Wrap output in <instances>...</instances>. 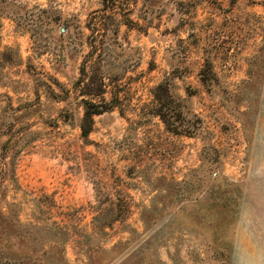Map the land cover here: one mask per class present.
I'll return each mask as SVG.
<instances>
[{"label": "rangeland", "instance_id": "1", "mask_svg": "<svg viewBox=\"0 0 264 264\" xmlns=\"http://www.w3.org/2000/svg\"><path fill=\"white\" fill-rule=\"evenodd\" d=\"M116 5L0 0V264H230L241 209L264 235V0Z\"/></svg>", "mask_w": 264, "mask_h": 264}, {"label": "clouds", "instance_id": "2", "mask_svg": "<svg viewBox=\"0 0 264 264\" xmlns=\"http://www.w3.org/2000/svg\"><path fill=\"white\" fill-rule=\"evenodd\" d=\"M230 246V264H264V235L257 222L243 209L226 237Z\"/></svg>", "mask_w": 264, "mask_h": 264}, {"label": "trees", "instance_id": "3", "mask_svg": "<svg viewBox=\"0 0 264 264\" xmlns=\"http://www.w3.org/2000/svg\"><path fill=\"white\" fill-rule=\"evenodd\" d=\"M117 1L118 0H101V4L103 6L102 13L103 14L106 13L109 15H113L114 13H116ZM95 28L96 27H92V30L90 29V31L93 33V31L97 30ZM96 51H97L96 47H92L89 56L91 57L93 54L96 53ZM84 71H85V65L82 66L83 74ZM80 83L81 81L77 83L76 87L80 88L83 82L81 84ZM83 89L85 90L83 91L79 90L80 93H83L82 94L83 96L85 95L90 97L102 98V96L105 93L103 79H99L98 86L95 85L93 82H91V80H89L87 85H83ZM83 102L86 105V108L84 109V115L80 125V131H81V136L83 138H87L92 130L93 117L103 113L109 108L106 107L107 105L105 102H103L104 106L103 105L100 106L97 102H92L91 100L90 101L84 100Z\"/></svg>", "mask_w": 264, "mask_h": 264}]
</instances>
